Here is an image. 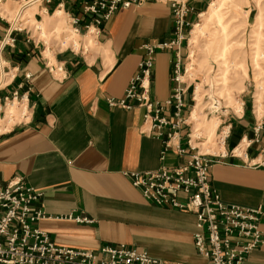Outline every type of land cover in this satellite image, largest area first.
<instances>
[{
  "label": "crops",
  "instance_id": "0c3cea01",
  "mask_svg": "<svg viewBox=\"0 0 264 264\" xmlns=\"http://www.w3.org/2000/svg\"><path fill=\"white\" fill-rule=\"evenodd\" d=\"M2 1L10 7L19 0ZM202 1L188 2L190 22L199 17ZM38 6L39 15L51 13L54 17L61 7L66 14L78 16L82 21L79 41L84 45V25L90 17L82 11L80 0H51ZM9 22L0 12V42ZM11 35L13 45L5 44L1 51L9 67L16 68V75L0 89V187L19 175L26 185L42 193L36 205L47 217L35 226L57 245L95 250L102 244L124 243L170 263L209 264L193 243L194 213L146 200L124 175L125 171L174 167L185 157L173 150L162 155L167 129L161 134L145 131L143 107L135 102L131 108L107 102L124 96L145 54L144 44L172 38L169 4L145 0L118 8L99 25L94 44L86 49L61 51L51 43L48 49L64 64V77L49 73L44 59L47 48L33 31L31 35L25 31ZM186 55L183 44L181 69L186 66ZM176 61L172 49L155 51L149 90L152 99L164 101L170 95ZM187 79L186 110L192 104L193 86ZM15 89L27 95L31 106L24 123L5 120L4 96ZM254 107L253 96L243 95L238 112L224 120L230 123V130L216 153L227 155L216 158L209 171L210 184L224 202L262 209L259 227L263 241L242 264H264V124L256 135ZM171 109L166 107L165 114ZM243 139L250 144L241 147L240 154L230 153ZM69 214L85 216L91 222H76L66 218Z\"/></svg>",
  "mask_w": 264,
  "mask_h": 264
},
{
  "label": "built area",
  "instance_id": "2783aa9c",
  "mask_svg": "<svg viewBox=\"0 0 264 264\" xmlns=\"http://www.w3.org/2000/svg\"><path fill=\"white\" fill-rule=\"evenodd\" d=\"M43 1L51 0H26L20 8L26 4ZM80 1L82 11L90 17V21L84 25L83 38L90 35L94 41L99 25L114 11L121 7L128 8L140 4L145 0ZM159 1L167 2L170 6L172 38L167 41L144 44L145 54L138 63L137 73L129 80L124 96L119 99L109 98L107 102L110 106L118 105L124 108H131L135 102L143 107V119L147 124L145 131L161 134L162 129H167L162 155L167 150H173L177 155L185 157V161L174 167L163 165L158 169L143 172L125 171L124 175L146 200L160 206L194 213L193 243L197 251L209 259V264H242L248 253L261 245L263 241L259 227L262 209L260 206L245 207L226 203L210 184L209 171L213 162L216 158H223L227 154L202 151L201 138L194 135L191 112L196 102L195 85L190 96L192 104L186 110L185 94L188 87L185 85L183 76L187 68L183 66L181 69L179 54L183 44L185 47L189 44L188 35L194 23L187 19V15L192 7L188 4L190 0ZM67 16L72 34L79 36L82 33L81 19L76 15L67 14ZM13 20L9 22L7 32L0 42V89L4 88L16 75V68L9 67L8 62L2 58L3 46L13 45L15 39L11 34L14 31H25L29 35L34 31L26 26H16L18 21ZM35 28L42 33L40 25H35ZM29 39H31L30 36ZM67 41L70 45L61 48ZM42 43L45 44V41ZM54 43L55 49L61 51H78L80 48L88 47L87 41L82 46L79 40L77 42L71 36H63L60 43L55 41ZM163 49L174 50L177 61L174 63L171 93L167 99L160 101L152 99L149 90L154 53L156 50ZM49 52L51 53L50 50ZM44 59L49 73L65 76L62 62L56 61L52 54L45 55ZM30 76V73L25 74L26 78ZM20 86L19 84L18 88ZM4 103L6 107L8 104L14 106L10 116H7L6 110L5 120L8 123L26 121L31 109L26 94H20L15 89L10 95L4 96ZM168 106L172 109L165 114ZM254 110L258 116L254 128L258 135L264 124V113H258L256 106ZM237 112L233 111V114ZM229 130V122L221 123V130L217 136L219 146L224 143ZM254 141H258V136H255ZM249 144L250 142L243 139L241 146L235 147L230 153L240 154L241 147ZM262 164L264 165V161ZM41 194L37 189L26 185L23 177L19 175L10 179L5 187H0V264H177L152 257L146 251L124 243L102 244L95 250L55 244L47 232L35 226L37 221L47 217L41 206L36 205ZM66 218L80 223L91 222V219L80 215L69 214Z\"/></svg>",
  "mask_w": 264,
  "mask_h": 264
},
{
  "label": "rangeland",
  "instance_id": "374dc122",
  "mask_svg": "<svg viewBox=\"0 0 264 264\" xmlns=\"http://www.w3.org/2000/svg\"><path fill=\"white\" fill-rule=\"evenodd\" d=\"M24 1L13 2L10 7L0 2L1 14L9 21L16 15V26L34 30L36 40L45 41V48L54 41L60 43L63 36H72L78 42L79 36L72 34L68 16L61 7L62 17H52L51 13L43 16L38 13L39 2L20 8ZM202 3L199 13L202 16L193 22L198 27L192 26L188 35L186 67L190 62L192 77L187 80L198 87L194 101L197 121L193 128L201 138V150L216 152L220 145L217 136L221 127L218 126L239 109L243 95L253 96L258 113H264V0H203ZM35 25H41L40 31L43 29L45 33H39ZM87 43L92 46L93 37ZM67 45L69 41L61 48ZM191 51L194 52L192 59ZM45 54L51 56L48 49Z\"/></svg>",
  "mask_w": 264,
  "mask_h": 264
},
{
  "label": "bare ground",
  "instance_id": "6f19581e",
  "mask_svg": "<svg viewBox=\"0 0 264 264\" xmlns=\"http://www.w3.org/2000/svg\"><path fill=\"white\" fill-rule=\"evenodd\" d=\"M56 12L57 13H59V14H56ZM55 13H54V16L56 15L57 17H62V14H63V12H62V10L61 9H57V11H56ZM64 14H65V12H64ZM200 15V14H199ZM200 16H202V14L200 15ZM41 26V25H40ZM193 27L194 28H197L198 27V25L195 23L194 25H193ZM41 28H42V26H41ZM54 30H56V29H54ZM61 29H59V30H56V31H58V32H61L60 31ZM65 31V30H64ZM42 33L44 34L45 32H44V30L42 29ZM57 36V35H56ZM72 37V36H71ZM42 38V37H41ZM74 38V37H73ZM92 40V37L90 36V35H88V36H86V41L87 42H89V41H91ZM75 44H77V43H75ZM46 55V54H45ZM193 56H194V52L193 51H191L190 52V55H189V57L192 59L193 58ZM190 63V62H189ZM187 64V71H186V78L188 77H192L191 75H189V70H190V68H188V66H191V64ZM183 79H185V75L183 76ZM198 90V87H196V91H195V97L197 98V91ZM218 103V102H217ZM218 105V104H217ZM13 111H14V106L12 105V104H8L7 105V116H10L12 113H13ZM10 114V115H9ZM10 118V117H9ZM191 119L194 121V123L197 121V112H196V107L194 106L193 107V109H192V112H191ZM215 125H217V124H215ZM3 127H5V126H3ZM6 129V127L4 128V130ZM210 129H211V127H210ZM212 130H213V128H212ZM196 131V129L194 130V132ZM208 132H209V130H208ZM210 133H211V131H210ZM194 135L195 136H198L199 134L198 133H194ZM210 136H209V134H208V138H209Z\"/></svg>",
  "mask_w": 264,
  "mask_h": 264
}]
</instances>
